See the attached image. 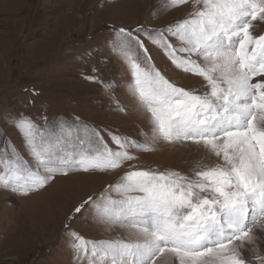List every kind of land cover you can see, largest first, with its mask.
Segmentation results:
<instances>
[{"label":"snow or ice","instance_id":"6c2138e0","mask_svg":"<svg viewBox=\"0 0 264 264\" xmlns=\"http://www.w3.org/2000/svg\"><path fill=\"white\" fill-rule=\"evenodd\" d=\"M179 7L162 28L111 26L131 107L150 125L143 139L78 116L21 114L12 123L24 151L0 146V188L21 196L70 174L117 173L65 221L74 264H264V0H167L165 10ZM148 44L196 82L181 85ZM165 146L193 150L191 171L139 165ZM86 211L121 232L86 237L72 227Z\"/></svg>","mask_w":264,"mask_h":264},{"label":"rangeland","instance_id":"374dc122","mask_svg":"<svg viewBox=\"0 0 264 264\" xmlns=\"http://www.w3.org/2000/svg\"><path fill=\"white\" fill-rule=\"evenodd\" d=\"M166 8L167 0H0V146L11 141L24 151L12 123L21 114L78 116L143 139L140 130H150V125L145 114L131 107V78L125 61L111 52V26L147 20L146 26L162 28L187 10ZM149 13L159 15L152 18ZM148 47L157 65L181 85L196 82L176 71L151 44ZM117 100L129 106L127 113L116 110ZM139 155L140 166L187 172L199 158L193 150L170 146ZM116 177L70 174L28 196L0 188V264H74L65 221L77 204ZM72 227L92 239L121 232H105L87 211L77 215Z\"/></svg>","mask_w":264,"mask_h":264}]
</instances>
